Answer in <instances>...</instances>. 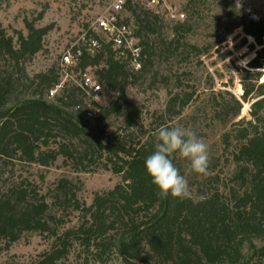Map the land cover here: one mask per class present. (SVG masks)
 <instances>
[{"label": "trees", "instance_id": "16d2710c", "mask_svg": "<svg viewBox=\"0 0 264 264\" xmlns=\"http://www.w3.org/2000/svg\"><path fill=\"white\" fill-rule=\"evenodd\" d=\"M233 3L218 21L224 25L203 34L200 28L212 27L205 22L207 0H187L186 18L171 23L145 2L126 0L125 19L143 48L141 68L117 59L110 45L85 53L78 68L114 94L94 112L95 102L71 82L49 96L62 78L58 61L33 75L27 70L53 24L26 20L28 33L14 35L0 21V255L38 232L52 242L31 264H59L75 249L86 263L117 255L121 264H264V81L258 69L264 54L248 63L251 69L238 67L240 97L215 89L202 57L238 27L250 42H264V18L253 21ZM146 82L167 91L148 126L142 106L127 94ZM245 103L249 116L240 117ZM109 120L115 130L106 128ZM177 126L202 140L210 132L216 137L207 144V175L193 172L179 152L170 157L188 181L191 195L183 199L161 196L145 168L158 130ZM60 157L64 168L111 170L122 181L87 204L79 197L81 180L64 175L45 188V174L40 182L18 175L21 166L46 169ZM75 212L78 223L65 227L64 216Z\"/></svg>", "mask_w": 264, "mask_h": 264}, {"label": "rangeland", "instance_id": "374dc122", "mask_svg": "<svg viewBox=\"0 0 264 264\" xmlns=\"http://www.w3.org/2000/svg\"><path fill=\"white\" fill-rule=\"evenodd\" d=\"M112 1L114 0H0V21L8 33L14 35L15 30H21L24 34L28 33L26 20L34 21L37 26L53 24L54 29L45 37L44 50L40 51L27 65L29 74L33 75L49 68L55 62H59L60 54L66 45L78 34H81L83 30H86ZM186 1L168 0L167 2L168 5L175 7L178 11L185 12L186 18V11L184 10ZM231 2H234V6L239 8L237 0H207L205 7L207 19L205 22L211 24L212 27H202L199 29L200 32L205 34V30H214L217 25H224L223 21L221 23H218V21L225 19L227 8ZM159 10L161 13H165V20L168 23L176 21L168 15L167 8H159ZM258 45L261 47L258 48ZM261 50L264 54V42L262 44L256 41L250 42L243 28L238 27L228 35L226 41L217 45L209 56L203 55L205 63L215 77V89L226 88L236 94L237 97H240L243 94V88L238 67L251 69L248 63ZM213 60H217L214 66L210 64ZM261 61L262 67L258 69L262 71L261 81H264V55ZM127 94L131 100L142 106V121L146 126L151 122V115L156 111H160L167 100L166 89L160 85L150 87L149 82L128 87ZM113 97L114 94L106 89L96 100L88 101L95 102V105H92L94 106L92 107L94 112L97 106H105ZM249 108L250 103H245L240 117H248ZM116 126L115 120L107 121L106 128L108 130H115ZM203 137H205L203 141L208 145L216 140L213 132ZM20 174L37 182H40L41 175L45 174V188L58 177L64 175L73 180H81L83 187L79 191V197L87 204L92 203L97 192L113 188L122 181V175L113 173L111 170L75 172L64 168L61 157L54 165L46 169L37 166H21L18 175ZM64 217L67 220L65 227L78 223V212L71 214L69 217ZM51 242V238L46 234L26 233L20 240L13 243L10 249L1 253L0 264H31L42 252L50 248ZM245 253L246 255L249 254L247 251ZM59 264H121V259L114 255L106 263L96 261L86 263L80 250L75 249Z\"/></svg>", "mask_w": 264, "mask_h": 264}, {"label": "built area", "instance_id": "2783aa9c", "mask_svg": "<svg viewBox=\"0 0 264 264\" xmlns=\"http://www.w3.org/2000/svg\"><path fill=\"white\" fill-rule=\"evenodd\" d=\"M145 2L149 8H167L168 15L174 20L185 18V12L178 11L168 5V0H132ZM126 0L112 1L81 34L70 41L60 54L58 66L61 81L52 88L49 96H54L65 82L78 86L86 99L96 100L107 88L97 81L89 70L78 68L80 58L85 54L95 55L105 45L115 50L117 59L127 62L132 68H141L143 48L139 38L135 35L133 25L124 15ZM237 5L247 18L259 21L264 18V0H237Z\"/></svg>", "mask_w": 264, "mask_h": 264}, {"label": "clouds", "instance_id": "9594fccd", "mask_svg": "<svg viewBox=\"0 0 264 264\" xmlns=\"http://www.w3.org/2000/svg\"><path fill=\"white\" fill-rule=\"evenodd\" d=\"M155 151L145 160V168L161 196L188 198L191 195L188 181L180 174L170 157L179 152L190 162L196 174H208V145L193 130L183 127H162L157 132Z\"/></svg>", "mask_w": 264, "mask_h": 264}]
</instances>
